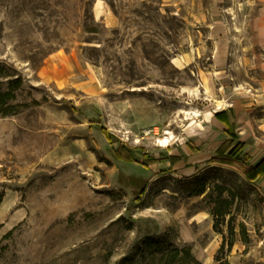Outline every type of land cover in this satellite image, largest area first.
I'll list each match as a JSON object with an SVG mask.
<instances>
[{"label": "rangeland", "instance_id": "obj_1", "mask_svg": "<svg viewBox=\"0 0 264 264\" xmlns=\"http://www.w3.org/2000/svg\"><path fill=\"white\" fill-rule=\"evenodd\" d=\"M3 92L0 264H163L184 246L221 264L218 186L222 261L264 264V187L244 151H217L213 116L243 101L264 119V0H0Z\"/></svg>", "mask_w": 264, "mask_h": 264}, {"label": "crops", "instance_id": "obj_2", "mask_svg": "<svg viewBox=\"0 0 264 264\" xmlns=\"http://www.w3.org/2000/svg\"><path fill=\"white\" fill-rule=\"evenodd\" d=\"M251 105L240 101L214 112V123L230 134L217 151L222 155H227L233 148L244 151L247 155L243 159L250 162L248 173L264 187V119L253 113ZM220 112H225L226 120L216 116ZM232 138L233 144L226 153H222L220 148Z\"/></svg>", "mask_w": 264, "mask_h": 264}, {"label": "trees", "instance_id": "obj_3", "mask_svg": "<svg viewBox=\"0 0 264 264\" xmlns=\"http://www.w3.org/2000/svg\"><path fill=\"white\" fill-rule=\"evenodd\" d=\"M14 95L11 92H3L0 93V116L6 117L16 114V107L10 104L11 99H13ZM217 117L225 118V112H220L216 114ZM103 133L107 135V130L101 128ZM234 140L226 141L220 151L222 153H226L227 150L231 147ZM127 155V154H126ZM126 157H132L127 155ZM240 160V158H238ZM220 191H218L217 196L214 198L213 203L214 206L212 208V214L214 217V225L213 229L215 232L223 235V242L216 255V260L221 261V264H228V261H222L221 255L228 254L232 251L235 245V227L233 225L234 215H232L231 207L233 204V200L230 198H223L224 192L226 189L222 186H218ZM227 216H230L227 219ZM223 226H227V233L222 228ZM246 236H244V242H247ZM161 246L155 239H150L146 244V252L152 255H156L158 252H162ZM156 257V256H155ZM163 264H200V262L196 259L194 254L192 253V249L189 246H184L182 248H176L170 257L163 262Z\"/></svg>", "mask_w": 264, "mask_h": 264}, {"label": "bare ground", "instance_id": "obj_4", "mask_svg": "<svg viewBox=\"0 0 264 264\" xmlns=\"http://www.w3.org/2000/svg\"><path fill=\"white\" fill-rule=\"evenodd\" d=\"M163 142H164V143H165V142H168L167 138H166V140H165V141H163ZM162 146H166V145H165V144H162Z\"/></svg>", "mask_w": 264, "mask_h": 264}]
</instances>
